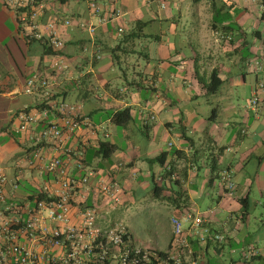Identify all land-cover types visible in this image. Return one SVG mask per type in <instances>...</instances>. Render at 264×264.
<instances>
[{"label": "crops", "instance_id": "1", "mask_svg": "<svg viewBox=\"0 0 264 264\" xmlns=\"http://www.w3.org/2000/svg\"><path fill=\"white\" fill-rule=\"evenodd\" d=\"M42 1L39 22L56 19L63 48L58 54L43 53L42 41L31 38L14 12V33L21 35L25 43L23 62L16 69L14 64L0 61V134L9 144L4 153L0 144V169L7 177L8 197L33 204L31 195L40 188H55L58 184L47 174L45 165L53 156H59L69 176L93 174L78 188L76 203L107 204L96 186L97 180L105 179L119 185L114 203L119 201L126 209L135 202L147 210L146 217L156 228L153 244L149 239L138 241L135 231L128 227L135 244L167 251L178 256L181 264H191V260L196 264H264V211L259 216L262 228L249 223L250 206L264 205L260 200L264 196V87L259 90L258 103L249 105L254 89L264 82L262 0H166L163 8L154 0H95L102 8L99 14L89 8L91 0ZM0 4L16 11L2 0ZM158 6L163 10L158 11ZM256 8L260 13H253ZM214 11L222 21L215 23L218 29L211 26ZM66 17L72 20L68 26L61 22ZM80 22L93 25L94 30L80 27ZM137 23L144 36L133 41L122 38ZM227 23L234 24L232 29L224 26ZM221 31L232 34L234 42L228 44L221 39ZM255 37L263 45L257 44ZM149 39L153 44L146 53L143 50L148 48L145 41ZM123 47L127 53H122ZM114 52L119 58L113 59ZM54 61L64 63L65 68H55ZM212 69H217L222 79L208 101L217 112L213 118L197 120L198 112L191 102L198 95L206 96L198 78L207 79ZM248 71L255 75V83L248 85V97L241 100L238 86L246 83ZM33 72L48 78L50 85L27 94L25 80ZM124 78L139 80L146 88L139 85L138 89L128 90L123 86ZM147 91L152 95L147 97ZM49 95H55L48 101L50 105L74 96L67 104L88 116L91 123L65 132L59 143L36 144L34 136L45 122L19 131L17 115L24 108H43L40 104ZM126 106L132 114L123 130L127 148L116 160L110 159L118 153V146L109 158H103L96 151L98 143H115L109 139L108 124L115 125L110 115ZM149 115L155 119L149 121ZM54 118L49 111L48 119ZM140 132L143 135L138 136ZM155 132L174 133L177 143L169 141L170 136L166 144L171 149L156 145L148 150L150 142H155ZM35 149L39 153L33 159ZM164 150L168 153L161 164L155 157ZM165 164L171 167V174L163 177ZM224 171L230 172L233 189L222 182ZM154 183L169 187L154 196ZM256 191L259 199L253 197ZM246 195L249 208L242 214L239 198ZM162 208L169 213L166 223L161 222L157 212ZM97 211L100 224L117 222ZM186 213L203 217V226L198 230L206 228L205 240H198L190 231L192 220H183ZM173 217L182 221L187 246L175 240ZM213 232L224 234V240H213Z\"/></svg>", "mask_w": 264, "mask_h": 264}, {"label": "built area", "instance_id": "2", "mask_svg": "<svg viewBox=\"0 0 264 264\" xmlns=\"http://www.w3.org/2000/svg\"><path fill=\"white\" fill-rule=\"evenodd\" d=\"M154 1L163 6V0ZM2 3L16 10L18 23L31 36L46 39L55 49L63 46L56 19L39 22L43 9L42 0H2ZM89 8L93 14L102 12L95 0H91ZM61 22L68 26L72 20L66 17ZM79 26L87 28L89 32L94 30L93 25H86L85 22H80ZM118 30L121 31V28ZM52 65L57 69L65 68L62 62L54 61ZM49 85L48 78L33 72L25 80L24 92L30 94L38 87ZM263 87L264 82H259L249 99L250 106L258 103V93ZM51 108L22 109L17 115L18 130L25 131L45 122L34 136L35 143H59L65 132H72L91 123L88 116H82L75 106L63 101L51 104ZM49 111L56 118L49 120ZM154 119V115H149V121ZM38 153V149L33 151V159ZM29 161L31 163L32 158ZM45 171L58 185L55 188L48 185L40 188L38 192L43 193L45 198H35L33 204H30L8 197L7 177L0 169V264H152L153 260L156 264H181L178 256L169 253L160 256L156 249L135 244L131 231L120 221L109 225L100 224V215L94 204L75 202L78 188L89 182L92 172L80 178L69 176L59 156L50 158L45 165ZM230 175L229 171H224L221 178L228 188L233 189L234 183ZM96 186L104 198L109 197L113 202L118 200V187L114 183L108 184L100 179ZM74 216L75 220L72 219ZM183 220H192L190 231L198 240L206 239V228L201 232L198 230L203 226V217L186 213ZM171 224L175 240L187 246L181 219L173 217ZM224 237L219 232L211 234V238L216 241H223ZM191 264H196V260H191Z\"/></svg>", "mask_w": 264, "mask_h": 264}, {"label": "rangeland", "instance_id": "3", "mask_svg": "<svg viewBox=\"0 0 264 264\" xmlns=\"http://www.w3.org/2000/svg\"><path fill=\"white\" fill-rule=\"evenodd\" d=\"M162 11L163 9H160L158 6V11ZM14 12L11 9L3 8L0 4V61L6 60L7 62H10L14 64L15 68L17 66H21L23 62V52L25 50V43L24 38L21 35H17L14 28ZM253 13H260V9H257ZM13 15V16H12ZM253 15V14H252ZM254 16V15H253ZM181 28V27H180ZM155 29V28H154ZM255 40L257 41V44L263 45L262 41L255 37ZM145 43L148 45V48H145L143 51L146 53L150 52V46H152L153 41L148 40ZM140 48H138L139 50ZM142 50V49H140ZM141 61H144V58H141ZM255 83V75L252 72H247L246 74V83H240L238 86L239 93L238 97L240 99H246L248 97V85ZM72 88H75L73 84H71ZM192 92H195L193 87H189ZM46 93V92H45ZM147 97L152 95L151 91H147ZM235 91L234 94L235 95ZM27 96V95H22ZM39 96V95H38ZM213 95L204 96V95H198L195 102H191V106L194 105V108L197 109L198 115L196 116L197 120L201 118V120H208L209 116L211 115V107L210 103L208 101L211 100ZM34 98V97H33ZM74 100V96H68L65 103H70V101ZM216 103L214 104V106ZM172 120L176 121V118L174 117ZM174 121V125L177 126L176 122ZM108 130L110 131V140L114 141L118 146V153L116 155H112L110 160H116L123 152L126 150L128 145L127 137L124 135L123 130L125 126H117L112 125L111 123L108 124ZM18 128V127H17ZM122 131V132H121ZM139 135H143L142 132H140ZM137 136V137H138ZM171 136V138H170ZM132 140L135 139L132 137ZM155 142H150L149 149L157 147H167L168 149H171L172 147L167 145V141L170 138L169 141L177 143V136L174 133L166 134L162 132H155L153 137ZM8 139H3L0 134V144L2 146V152H5V149L9 144H6ZM6 157V156H5ZM9 157V154L7 155V158ZM13 160V159H11ZM2 166L4 167L5 164L3 163ZM43 177L40 178L42 180ZM255 192V191H254ZM257 195L254 193L253 197L259 199L258 192L256 191ZM111 198L106 197L107 204H102V202L95 203V206L98 208V210L105 215L107 220H110L112 222L114 221H120L127 225L130 229H133L137 235L138 241H147L149 239V244H153V233L156 230L154 226V222L152 223L151 218L147 219V210L140 208L138 206V203H130L129 206L125 209L122 205L118 202H112L110 200ZM261 201H264V196L260 197ZM213 203V202H212ZM116 204V205H115ZM114 206V207H112ZM251 212H250V226H254V224L261 226L259 216L264 211V205L261 206L259 203H255L254 205L250 206ZM117 208V209H116ZM158 215L161 218L162 223L167 222L168 218V210L166 208L159 209ZM183 226V225H182Z\"/></svg>", "mask_w": 264, "mask_h": 264}, {"label": "trees", "instance_id": "4", "mask_svg": "<svg viewBox=\"0 0 264 264\" xmlns=\"http://www.w3.org/2000/svg\"><path fill=\"white\" fill-rule=\"evenodd\" d=\"M163 1H164L163 6H161L160 3H158L162 8L165 7V5H166V0H163ZM230 1H232V0H230ZM261 2L264 3V0H262ZM22 9L23 8H19V10H22ZM262 14H264V10H263ZM218 15H219L218 11H214L213 16H212V22L213 23L211 24V26L214 27L215 29H218V27L216 26L215 23L216 22H222V21L218 20L219 19ZM223 19H225V18H223ZM233 25H234L233 23L232 24H229V23L224 24V26H226V28H229V30L232 29ZM141 32H142V28H141V26H139V23H137L136 26L133 27L132 29L130 28L129 30H126L122 34V38H124L126 40L131 39V41H133L135 38H139L140 36H144L143 34H141ZM31 38H34V37H31ZM221 39L225 40L228 44H232L234 42V37L232 34H229V33H223L222 34V31H221ZM39 40H41L43 43V53L58 54L60 52L61 48H63V46H62L60 49H55V48H53V46H51L49 44V42H47L46 39H39ZM113 51H116V50H113ZM118 51H120V50H118ZM121 51H122V53H127V50H125V47L121 48ZM115 57L119 58V54L117 52L113 53V59H115ZM198 79L202 84L203 92L206 96H209V95L217 92L221 83H222V79L218 75L217 69H212L207 79H205L203 77H199ZM138 82H139V80L137 82H133V81H129L126 78H124L122 83H123V86L126 87L128 90H135V89H138L140 87H144L141 82H139V83ZM139 85H140V87H139ZM144 88H146V87H144ZM54 97H55V95L47 96V99H45V101H43L40 104V106H42L43 108H51V105L48 104V101L54 99ZM216 112H217L216 107H213L211 110L210 118L211 117L213 118L216 115ZM82 116H84V115L82 114ZM131 118H132V114H131V110H130L129 106H126L123 108H117L110 115V121L117 126H126L130 122ZM116 147H117V145L115 143H112L108 140H105V141L102 140L98 143L96 151L101 157L109 158L112 155V153L116 150ZM167 153H168V151H166V150L162 151L161 153H159L155 157V160L159 161L161 164H163L165 161V157H166ZM163 170H164L163 173H165L163 175V177H165V175L170 176L171 167L169 165L165 164ZM230 177H231V175H230ZM103 180L105 182H107L108 184L114 183L116 185V187H119V185L116 181H108L105 179H103ZM166 185L167 184L162 185L160 183H154L152 186V189H151V194L154 196H160L163 189L165 187L166 188L169 187V185H167V186ZM226 188L230 189L227 186H226ZM31 198L32 199L45 198V195L43 193L37 192V193L32 194ZM239 202L241 204L242 214L247 213L248 208H249L248 195L240 197ZM157 253L160 256H165L168 254L167 251H163V250H157ZM152 264H156V261L153 260Z\"/></svg>", "mask_w": 264, "mask_h": 264}]
</instances>
